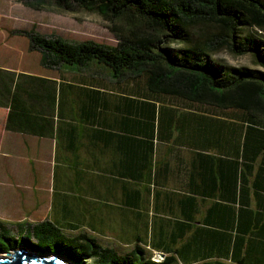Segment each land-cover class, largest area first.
I'll use <instances>...</instances> for the list:
<instances>
[{
  "label": "crops",
  "instance_id": "obj_1",
  "mask_svg": "<svg viewBox=\"0 0 264 264\" xmlns=\"http://www.w3.org/2000/svg\"><path fill=\"white\" fill-rule=\"evenodd\" d=\"M1 5L0 238L49 222L140 264H264V117L50 66Z\"/></svg>",
  "mask_w": 264,
  "mask_h": 264
},
{
  "label": "trees",
  "instance_id": "obj_2",
  "mask_svg": "<svg viewBox=\"0 0 264 264\" xmlns=\"http://www.w3.org/2000/svg\"><path fill=\"white\" fill-rule=\"evenodd\" d=\"M16 1L33 8L50 5L71 14L95 12L112 22L116 39L113 46L94 41L68 42L34 29L19 33L28 39L31 50L43 54L50 66L95 65L114 77L141 78L151 93L181 96L221 110L234 109L249 114L254 122L264 117V71L236 68L212 59L226 49L236 56L251 55L264 69V42L253 35H240L247 28L264 32V0ZM198 25L212 30L190 40V28ZM173 43L183 46L177 50L168 48ZM2 237L8 243L0 244V253L20 246L19 238ZM83 239L66 238L53 224L41 222L32 227V239L23 238L22 244L30 249L41 242L63 245L70 252L64 255L67 260L81 254L84 259H95L94 264H140L113 258L108 248Z\"/></svg>",
  "mask_w": 264,
  "mask_h": 264
},
{
  "label": "rangeland",
  "instance_id": "obj_3",
  "mask_svg": "<svg viewBox=\"0 0 264 264\" xmlns=\"http://www.w3.org/2000/svg\"><path fill=\"white\" fill-rule=\"evenodd\" d=\"M0 3L2 4V9H4L3 11L6 12L9 16L12 15L11 17L4 18L13 19L17 22H28L29 30L34 29L36 32H39V34L50 33L52 34V36L62 35L65 38L72 39L71 41H94L108 46H113L116 44L115 35L111 31L112 22L107 21L98 13L85 12L84 10H82L78 13L71 14L60 8L51 7L50 5H44L39 8H33L32 6H30L29 10L25 9L30 13L28 16L22 13L19 14L13 7V13H11L10 11H6V6L14 5V3H16V5H22L16 0H0ZM211 30L212 27L203 25L191 27L189 31L190 40H194V38L197 39L204 33ZM240 35L241 37L253 35L255 38L264 42V32H257L252 28L243 29ZM164 46L168 45L164 44ZM182 46V44L173 43L169 45L168 48L177 50L179 48H182ZM212 59L224 65L236 66V68L246 67L252 68L253 70L264 71L263 68H261L254 62L251 55L236 56L229 53L226 49L216 53L212 57ZM18 242L20 243V245H23V238H20ZM3 243L5 244L8 242L6 238L1 237L0 244ZM50 244L41 242L37 248L30 249L29 247H26V249L31 253L40 254L42 256L55 255L64 260H67V257H64V255H68L66 253L70 252L67 251L65 246L57 243L51 245ZM72 245L74 244L72 243ZM67 261H70L72 264H94L96 262V260L93 258H82L81 254H79L78 256L75 255L72 260Z\"/></svg>",
  "mask_w": 264,
  "mask_h": 264
},
{
  "label": "water",
  "instance_id": "obj_4",
  "mask_svg": "<svg viewBox=\"0 0 264 264\" xmlns=\"http://www.w3.org/2000/svg\"><path fill=\"white\" fill-rule=\"evenodd\" d=\"M0 264H72L59 256L29 252L23 245L11 252L0 254Z\"/></svg>",
  "mask_w": 264,
  "mask_h": 264
}]
</instances>
